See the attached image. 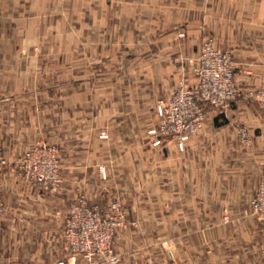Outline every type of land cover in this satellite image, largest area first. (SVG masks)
Here are the masks:
<instances>
[{"label": "rangeland", "instance_id": "rangeland-1", "mask_svg": "<svg viewBox=\"0 0 264 264\" xmlns=\"http://www.w3.org/2000/svg\"><path fill=\"white\" fill-rule=\"evenodd\" d=\"M14 2L4 3L0 18V219H48L53 227L39 236L55 264L72 257L74 264H209L212 239L225 227H212L209 212L195 209V170L205 169L195 164V138L212 111L222 114L219 123L240 125L227 110L242 100L256 103L264 119V83L245 90L233 53L213 36H203L195 55V35L176 30V17L191 6L181 0ZM206 39L230 53L241 95L226 109L203 102L202 127L180 148L175 135L158 134L159 108L195 88ZM248 137V144L237 140L246 148ZM51 168L54 185L45 180ZM263 183L242 217L257 225L264 253V204L256 203ZM74 208L96 211L101 231H112L99 255L70 247ZM237 214L220 215L241 220ZM10 259L0 264L25 263Z\"/></svg>", "mask_w": 264, "mask_h": 264}, {"label": "crops", "instance_id": "crops-1", "mask_svg": "<svg viewBox=\"0 0 264 264\" xmlns=\"http://www.w3.org/2000/svg\"><path fill=\"white\" fill-rule=\"evenodd\" d=\"M181 1L191 6L184 5L182 17H176V30L195 35V55L203 36H213L219 48L233 53L245 90L264 83V0ZM15 2L21 6L20 0ZM0 3H3L1 18L9 9L5 8L9 0ZM219 114L209 113L203 132L195 138V164L205 166L203 170H195V209L199 206L209 212L212 227H225L223 236L211 237L213 242L220 243H214L216 248L210 246L208 263L261 264L264 253L258 247L257 225L242 216L264 178V119L256 103L243 100L227 110L228 115L241 120L240 125L219 123ZM242 127L251 137V145L246 148L237 140L238 128ZM4 175L8 177V173ZM221 212H238L241 220H224ZM13 216L7 214L0 219V257L7 262L16 258L24 260L21 261L24 264H55L54 255L44 251L47 246L39 236L42 228L53 224L46 218H38L23 225L13 220ZM23 228L27 231L24 236ZM31 230L36 231L35 235H31ZM29 259L30 262L26 261Z\"/></svg>", "mask_w": 264, "mask_h": 264}, {"label": "built area", "instance_id": "built-area-1", "mask_svg": "<svg viewBox=\"0 0 264 264\" xmlns=\"http://www.w3.org/2000/svg\"><path fill=\"white\" fill-rule=\"evenodd\" d=\"M194 76L197 80L195 88L175 93L168 103L161 104L159 108L163 121L158 134L161 136L175 135L180 148L184 147V143L191 134L198 132L202 127L203 102L217 109H226L230 102L241 95V90L235 81L234 65L230 53L217 50L212 39H206L201 45ZM258 98L263 103L264 112V92L258 95ZM152 133L155 134L156 131ZM238 135L244 144L250 142L249 132L245 128H238ZM51 169L54 172H46L45 180H50L54 185L57 174L54 168ZM35 173H37L35 177L44 179L43 171ZM256 203L260 206L264 204V183L259 189ZM4 211V204L0 197V216ZM70 215L72 218L67 221L70 247L74 251L87 253V257L99 255L103 243H109L112 231H108L107 234L103 231V235L101 230L105 222L94 210L74 208ZM111 223L114 224V222ZM111 259L112 262H117L116 258ZM74 261L75 258L72 257L68 261L60 260L57 264H74Z\"/></svg>", "mask_w": 264, "mask_h": 264}]
</instances>
